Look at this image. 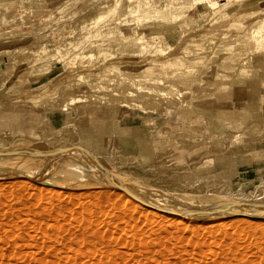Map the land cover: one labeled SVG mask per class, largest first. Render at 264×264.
I'll list each match as a JSON object with an SVG mask.
<instances>
[{"label":"rangeland","instance_id":"1","mask_svg":"<svg viewBox=\"0 0 264 264\" xmlns=\"http://www.w3.org/2000/svg\"><path fill=\"white\" fill-rule=\"evenodd\" d=\"M98 1L0 0V114L33 117L30 124L0 121V264H264V181L237 191L205 168L210 154L245 156L247 142L264 138V125L228 110L214 131L200 110L238 87L264 85L255 64L264 68V51L228 43L264 19V0H218L234 9L211 15L198 4L170 26L155 17L163 0H147L150 11H139L148 15L144 26L166 36L142 55L115 50L93 61L77 53L104 42L84 16L108 10ZM117 10L112 18L123 13ZM59 49L67 62L56 57ZM247 58L250 70L238 72ZM106 72L114 85L100 89ZM83 108L97 113L93 124L86 120L95 113ZM43 110L67 116L65 125H51ZM113 119L140 127L132 128L131 148L117 138ZM93 125L103 132H82ZM213 131L226 135L216 139Z\"/></svg>","mask_w":264,"mask_h":264},{"label":"bare ground","instance_id":"2","mask_svg":"<svg viewBox=\"0 0 264 264\" xmlns=\"http://www.w3.org/2000/svg\"><path fill=\"white\" fill-rule=\"evenodd\" d=\"M128 1H130V2L128 4H126V5L123 6L121 4V0H99L98 1L99 5H101L102 7H107L108 8L107 11L100 10L95 15H91V14H88L87 15V13H84L85 14L84 16L87 17V24L90 25L91 27H95V29L97 28L96 30L94 29L95 31H92L93 33H91V34H94L95 33L94 34V38H96V37L97 38L98 37L99 38H102V41H104V42L100 43L101 40L98 41V40L94 39L93 40L94 42H90V44H89L90 48L89 49L83 50V51H81V53H77V55H79L81 58H87L89 60L95 61L96 58L99 57V56H101L102 59L103 58H107V57H113L114 56V53H115V50H118L121 54L135 55L136 56V55H142V53L147 52V51H150L151 49H153V48H155L157 46L158 39L164 38V36H166V34L160 33V32H155V29H153V31H152V29L144 26V25H147V24L144 23V21L142 22L141 18H144L146 21H149L147 19V16L148 15H144V16L143 15H140L139 14V11L141 9L143 11H145V13H147V12L150 11L149 6H144L143 5V3L146 2L147 0H128ZM91 4H94V3H91ZM198 4H200V5L203 4L204 5V8L207 9V11L210 10V12H209L210 14L209 15H211V13H212L211 12V9L214 12L219 11V10L221 11V9H225V13L226 12L229 13V11H232L234 9V6L233 5H232V7L222 8L223 3H220L218 0H163L162 4H159V6L155 10V12H156L155 13V17H157V19H164V20L166 19L165 22H162V23L159 22L158 24H160V25L170 26V25H172L175 22L176 23H178V22L180 23L181 20L182 21L185 20V18H183V17L189 18V16H186L185 13L187 11L195 10L197 8ZM117 6H119V7H117ZM117 8H118V10H117L118 12L119 11H123V13L120 16H118V17H115V18L113 17L112 18V16L114 15L113 13H114V11H116ZM101 9H103V8H101ZM207 11L205 10L204 12H200L199 13V18L197 19V21L200 20V19H202V18H204L206 16V14H208ZM223 13L224 12H222V14ZM109 14H111L110 17L107 20H105L104 22H102V24H99V25L96 24L99 21L104 20L107 17V15H109ZM73 15L75 17V13ZM223 15L226 16L227 14H223ZM68 16H66L67 19H68ZM28 18H30V17H28ZM191 19H192V17H191ZM61 20L64 21L65 19L63 20V18H62ZM61 20H59V21H61ZM185 21H187V20H185ZM152 23L155 24L154 21ZM132 26L135 27L134 28V31H131V28H129V27H132ZM139 27H142V28H139ZM246 29L247 30H245V32L241 33L240 36L241 35L247 36L248 39H249V41H244V40L238 39L240 36H237L238 38H233V40H231V42H228V43L231 44V43L234 42V43H241V44H244V45H248L249 46V49L251 51H253V52H259L261 50L264 51V19L258 20L256 22H253L252 21L247 26ZM158 30H160V29H157V31ZM7 31H8V29H7ZM55 33H57V32H55ZM55 33L54 32L52 33L53 37L55 35H57ZM81 34H83V33H81ZM81 34H80V36H81ZM43 37H45V35L44 36L42 35V38ZM80 41H82V40H80ZM77 44H79V42ZM48 47H49V45H43V48L45 50H47ZM131 47H135V48H137V50H130L129 48H131ZM62 49H64V48L62 47ZM58 52L59 53L56 55V57H58L60 59H64L67 62V60H66V57H67L66 53L61 52L60 49H59ZM50 55H53L54 56V54H50ZM251 59H253V57ZM249 61H250L249 59L248 60H245V61H241V64L239 65V68H238L239 69L238 72L244 73V74L248 73V71L250 70V69H247L248 67H250ZM246 62H248L247 67H246V65L243 66L244 63L246 64ZM68 64H69V62H68ZM70 64H71V62H70ZM158 64H156V63H149V64L146 65V67H147V69L156 70L158 68ZM253 64L251 63L252 67H253ZM255 64L258 67V68L257 67L256 68L259 70V72L261 74L262 71H264L263 65H259L258 63H255ZM198 66L199 65L195 64L192 61H186L185 65H183V67H186L187 68V71L189 70L191 72H192V70L196 71L195 69ZM259 66L262 67V68H260ZM111 68H116V67L114 65H112ZM254 68H255V66H254ZM205 70H206V66H205ZM91 71H89V72L91 73ZM136 73L138 75H140L143 72H142V70L137 69L136 70ZM104 75L109 76V74L107 72L104 73ZM111 75L109 76L110 78H108V82L101 81L102 83H101L100 89L101 88L102 89H104V88L106 89L108 87L109 88H112L111 85H114V78ZM113 76H116V75L114 74ZM220 76H221V74H220ZM144 79H146V78H144ZM146 80H144V81H146ZM149 80H150V78L148 79V81ZM155 80H156V78H155ZM197 80H198V78H197ZM150 81H154V79L153 80H150ZM157 81L159 82L158 79L155 82H157ZM116 82H118V81H116ZM121 82H123V81H121ZM124 83H127V85H128V81L127 80H125ZM138 88H139V90H142V88H140V87H138ZM122 90L123 91H121V92H122V94L124 96H128V94L129 95H131V94L134 95V92L131 91V90L128 91V89H125V88L122 89ZM147 91H148V89H147ZM75 98H76V96H75ZM71 100H74V98L71 97ZM74 102L73 103L76 104L79 101L74 100ZM205 103H209V102H205ZM68 104L69 103L63 104V106L61 107V111H63L66 115L68 114V108H69ZM82 105L83 106H86L84 103ZM83 111L85 113H95L94 115L89 116V119L87 118V120H86L88 122L87 124H89V125L93 124V122H94V120L96 118L95 116L97 115V113L96 112H89L88 108L87 109L86 108H83ZM98 115L103 116L105 114L102 113V112H99ZM106 115H107V117H111V115H110L109 112H107ZM118 124H119L118 123V120L114 121L113 122V125H112V129L114 130L117 127ZM34 127H35V124H34L33 128ZM135 128H140V127L135 126ZM91 131H93V132L94 131H96V132H98V131L99 132H103V130L101 129V127L94 129V125L91 126L90 128H83V130H82L83 133H87V134L90 133ZM147 133H149V131ZM210 135H211V137H214V138L217 139L218 137L223 136V135H226V134H223V133H215L213 131ZM84 137H86V136H84ZM225 137H227V136H225ZM135 138H137V137H135ZM227 139H228V137H227ZM140 141H142V140L140 139L139 142ZM185 143H186V141H185ZM186 144L189 145L188 142ZM228 181L229 180H225V182L229 183ZM227 183L224 184V186H223L224 188L223 189H225V186H227V188L229 187V185ZM260 186H262V184ZM228 190L229 189H227V191ZM237 191H239V189ZM229 194H230V192H229ZM235 194L240 195L242 197V195H241L242 192H237ZM253 195H251V196H253ZM259 195H260V193H259ZM256 196H257V194H256ZM247 197H250V195L247 196ZM254 197H255V195H254ZM211 211H209V212H211Z\"/></svg>","mask_w":264,"mask_h":264},{"label":"crops","instance_id":"3","mask_svg":"<svg viewBox=\"0 0 264 264\" xmlns=\"http://www.w3.org/2000/svg\"><path fill=\"white\" fill-rule=\"evenodd\" d=\"M248 81L251 82L253 79H249ZM230 95V98H222L220 102L216 103L212 100L211 102L206 101L209 103L202 104L201 106L200 110L206 117V120H208V125H211L212 128L215 129L214 131L223 129L221 127L219 128L218 126L220 124L221 126L225 125L223 122L227 113L230 112L228 110H233L234 114L238 118L241 116L242 118L247 119V116H250L251 118L249 121L252 119L255 120L258 116V121L264 125V85H260L256 88L247 85L241 87L240 89L238 87V90L235 89V91H233ZM47 112V110L41 111L40 116L46 118L51 125H55L57 127L65 125L66 117L64 118L62 115L51 116L50 114L48 115ZM250 112H253L254 114L251 115ZM13 117L22 124H30L31 120H33L32 116H26L24 112H18L17 115L11 117L2 113L0 114V121H10V119ZM119 122L120 123L114 129V132L116 133L117 138L122 139L121 144L123 146L131 148V146L128 144V140H131L133 137V126H137L138 124H134L133 120L130 121L131 124L129 125L124 123L123 120ZM128 130L131 134H129ZM78 133L80 141L84 145L91 147L90 144H87L79 131ZM247 144H249V146L248 148H245L246 151L243 153L245 156L237 155L236 152L234 155H215L217 159L214 160V154H210V161L205 165V168H207L206 171L209 173H214L215 175L223 176L229 180L231 184L233 181L236 183L237 188L241 190L248 186H257L259 183L264 181V138H260L258 141H249ZM238 154H240V152Z\"/></svg>","mask_w":264,"mask_h":264},{"label":"water","instance_id":"4","mask_svg":"<svg viewBox=\"0 0 264 264\" xmlns=\"http://www.w3.org/2000/svg\"><path fill=\"white\" fill-rule=\"evenodd\" d=\"M214 211L219 212V208H216Z\"/></svg>","mask_w":264,"mask_h":264}]
</instances>
